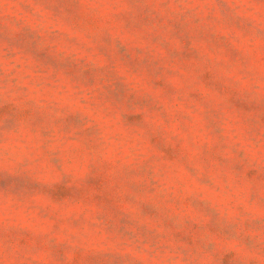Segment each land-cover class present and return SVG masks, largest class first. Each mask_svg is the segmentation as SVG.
Instances as JSON below:
<instances>
[{
	"label": "rangeland",
	"instance_id": "obj_1",
	"mask_svg": "<svg viewBox=\"0 0 264 264\" xmlns=\"http://www.w3.org/2000/svg\"><path fill=\"white\" fill-rule=\"evenodd\" d=\"M0 264H264V0H0Z\"/></svg>",
	"mask_w": 264,
	"mask_h": 264
}]
</instances>
